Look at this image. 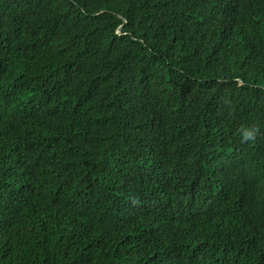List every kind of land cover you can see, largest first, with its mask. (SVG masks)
I'll return each mask as SVG.
<instances>
[{
	"label": "trees",
	"instance_id": "trees-1",
	"mask_svg": "<svg viewBox=\"0 0 264 264\" xmlns=\"http://www.w3.org/2000/svg\"><path fill=\"white\" fill-rule=\"evenodd\" d=\"M0 264H264V0H0Z\"/></svg>",
	"mask_w": 264,
	"mask_h": 264
}]
</instances>
